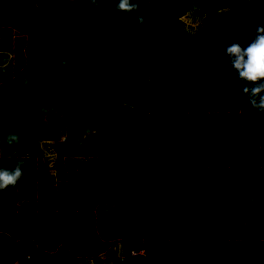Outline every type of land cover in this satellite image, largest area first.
I'll list each match as a JSON object with an SVG mask.
<instances>
[{"label": "trees", "instance_id": "obj_1", "mask_svg": "<svg viewBox=\"0 0 264 264\" xmlns=\"http://www.w3.org/2000/svg\"><path fill=\"white\" fill-rule=\"evenodd\" d=\"M116 2L90 3L89 42L3 129L0 168L23 175L0 191V264H264V113L225 55L264 0ZM34 5L0 0V83Z\"/></svg>", "mask_w": 264, "mask_h": 264}, {"label": "rangeland", "instance_id": "obj_2", "mask_svg": "<svg viewBox=\"0 0 264 264\" xmlns=\"http://www.w3.org/2000/svg\"><path fill=\"white\" fill-rule=\"evenodd\" d=\"M33 1L39 7L36 9L34 5L26 23L17 32V37L23 39L25 64L9 81L0 83V112L9 111L13 117L27 118L41 95L51 91L57 60L66 54H77L78 46L87 44L90 39V2ZM66 11L73 16L71 19L70 14L61 18Z\"/></svg>", "mask_w": 264, "mask_h": 264}, {"label": "clouds", "instance_id": "obj_3", "mask_svg": "<svg viewBox=\"0 0 264 264\" xmlns=\"http://www.w3.org/2000/svg\"><path fill=\"white\" fill-rule=\"evenodd\" d=\"M97 4L99 0H87ZM116 10L124 13L138 11V3L134 0H117ZM138 23H143L142 17H137ZM67 55V54H66ZM225 55L229 58L231 71L244 83L243 93L248 96L253 109L264 113V27H257L255 35L246 47L233 43L226 48ZM17 135H9L8 143L18 141ZM23 172L21 164L12 170L0 168V191L15 186Z\"/></svg>", "mask_w": 264, "mask_h": 264}, {"label": "crops", "instance_id": "obj_4", "mask_svg": "<svg viewBox=\"0 0 264 264\" xmlns=\"http://www.w3.org/2000/svg\"><path fill=\"white\" fill-rule=\"evenodd\" d=\"M35 6H36V9L39 7V5H36L35 4ZM48 11V10H47ZM66 14H70L69 13V11H66L64 14H62L61 15V18H64V16L66 15ZM70 19L73 17V16H71V14H70V16H68ZM88 17H89V15H88ZM79 19H83L82 17H80ZM73 21H76V18H73ZM75 24V23H74ZM74 26V25H73ZM89 30H90V24H89ZM60 59V58H59ZM59 59L57 60V62L55 63V68H54V71H55V69H56V65H57V63H58V61H59ZM52 84H50V89H52L53 88V86H54V74H53V77H52ZM47 92V91H46ZM45 93V92H44ZM43 93V94H44ZM42 94V95H43ZM41 95V96H42ZM30 112V111H29ZM28 114V113H27ZM12 118H21V119H25L24 117H21V116H12V115H10V112L9 111H5V110H3V111H1L0 112V136H1V134H2V132H3V129H4V127L6 128L7 127V125L10 123V121H11V119ZM74 119H72V121H70L71 123H68V125H67V130H68V132H70V133H75L78 129L76 128V126L74 125ZM7 129V128H6ZM12 133V132H11ZM13 134V133H12ZM1 149H2V145H1V143H0V152H1Z\"/></svg>", "mask_w": 264, "mask_h": 264}, {"label": "built area", "instance_id": "obj_5", "mask_svg": "<svg viewBox=\"0 0 264 264\" xmlns=\"http://www.w3.org/2000/svg\"><path fill=\"white\" fill-rule=\"evenodd\" d=\"M138 252H140V253H143L144 251H143V249H142V248H140V249L138 250ZM130 253L134 254V253H136V251H134V250H131V251H130Z\"/></svg>", "mask_w": 264, "mask_h": 264}]
</instances>
